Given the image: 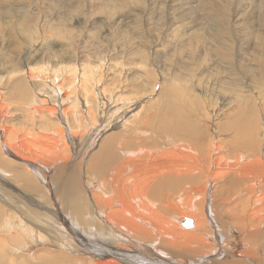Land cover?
<instances>
[{
    "label": "rangeland",
    "instance_id": "rangeland-1",
    "mask_svg": "<svg viewBox=\"0 0 264 264\" xmlns=\"http://www.w3.org/2000/svg\"><path fill=\"white\" fill-rule=\"evenodd\" d=\"M39 65H46L50 70H58L60 65L75 66L80 74L85 66L98 69V74L101 75L98 79L100 86L97 85L95 91H92H97V97L100 95L101 98H107L98 104L96 120L100 125L93 132H88L85 142L80 138H72L69 129V126L78 122L70 98H78L80 104L78 103L77 110L85 112L89 110L85 92L75 84L70 90H66V86L61 87L58 93L49 97L48 90L46 94H40L39 79L33 78L34 74L30 70ZM61 80L62 78H58L57 84H66L67 77L65 76L64 81ZM17 81L19 87L15 88ZM22 87L27 88L26 93H21ZM55 89L59 90L57 87ZM66 93L71 97L65 98ZM36 96L40 102L50 101L51 97L56 96L59 110L56 107L58 112L55 119L62 123L60 127L64 130L63 136L51 133L49 137L52 139H47L46 133L39 126L52 117L40 113L34 115L36 119L30 116L29 104ZM86 115H81L84 116L83 123L92 121ZM135 116L156 125L163 123L176 135L174 139L179 141L180 146L183 143L196 151L201 148V153L202 149H206L207 155H210L209 144L212 139L220 138L221 143L224 142V154L221 155L223 159L227 156L233 159L245 155L248 161L244 165L250 166L260 159L258 153L264 156V0H0V198L4 203L19 206L24 213L33 211L38 214L40 220H36L35 216L34 219L32 216L29 218L36 226L41 224L46 228V221H51L53 225H49L48 236L58 237L66 233L70 237H66L68 241L63 238V243L49 248L55 249L57 255L64 253L67 257H74L76 262H82L83 258L87 262L96 261L85 250L82 253L81 245L74 239L73 234L79 235L81 229L74 227L69 219L72 230L68 231L67 226L63 225L67 215L61 212L59 188L63 183L60 180L72 176L77 179L78 184L83 183L82 202L90 201L95 208L94 199H91L87 189L90 187L89 179L97 182L99 179L89 174V165L100 149L99 144L107 135L118 134L129 118L133 120L136 119ZM50 122H54V118ZM108 123L112 128L109 129ZM174 126H182L183 130L176 131L177 128H172ZM98 129L101 133L94 137ZM80 131L82 130L78 132ZM166 136L172 138L168 133H165ZM251 143L254 146L249 145ZM9 151L12 154L18 151L26 156L27 153L33 156L36 160L34 164H29V168L34 171H30L21 160L17 161L9 155ZM206 158L204 157L205 162L201 168L208 165L206 162L209 158ZM39 160L44 162L40 163ZM122 162L123 160L112 163L108 171L117 170ZM7 170L11 171L8 173ZM221 171L217 172L219 180L214 181L216 185L212 190L219 200L230 199L241 192L246 181L237 174H228L226 169L225 173ZM10 174H14L12 178L21 182H16L15 179L16 184L13 179V183L8 181ZM231 175L237 180L233 181ZM21 177H28L30 180H21ZM99 177L103 182L109 180L106 172L100 173ZM201 178L197 176V180L191 183L194 189L202 182ZM221 178L228 180L221 181ZM23 180L28 182H22ZM157 194L160 196L159 192ZM176 194L175 191H168L160 197L175 198ZM245 200L239 199L224 206L214 200L211 203L215 207H212L215 216L208 211L212 220L222 228L224 238L231 236L230 250L226 249L225 244L220 246L215 243V249H218L215 255L209 251L210 244L202 245L192 241L194 245H183L185 249L183 246L179 249L172 245L166 246L167 251L162 252L163 257L158 254L159 260L165 259L170 264H188L187 262L194 261L197 264H264V236H261V240L258 238L259 243L253 245V237H249L250 229L240 230L245 224L235 220L236 215L252 205ZM177 206L178 208L168 209L171 211L167 214L180 215L174 211L187 214L186 209L178 210L180 206L184 207L183 204ZM224 210L228 212L226 215ZM60 212L64 221L60 219ZM23 218L28 217L23 215ZM179 218L183 230L195 228L187 229L182 225L189 217ZM190 220L194 222L193 218ZM230 226L235 233L244 236V250L253 252L252 255L248 254L249 259L235 256L236 252L244 251V247L240 250L233 248L235 241L228 229ZM195 232L192 231L191 234ZM84 236L88 238L87 235ZM95 236L99 238L98 235ZM43 239L46 245L39 247L46 249L50 241L47 236ZM88 240L97 243L95 238L90 237ZM40 243L43 244L41 241ZM223 246L222 251L220 249ZM131 250L133 255L140 258H152L151 253H141L144 251L135 248ZM223 252H228L227 256L220 259Z\"/></svg>",
    "mask_w": 264,
    "mask_h": 264
},
{
    "label": "bare ground",
    "instance_id": "bare-ground-1",
    "mask_svg": "<svg viewBox=\"0 0 264 264\" xmlns=\"http://www.w3.org/2000/svg\"><path fill=\"white\" fill-rule=\"evenodd\" d=\"M39 66H33L31 67V69H29L31 70L32 75L34 74L33 78L39 79V81H37L39 82L38 89L39 92H41L40 94H46L45 92L48 90L49 93L47 96L49 97V95H55V93H58V91L61 90V87L66 86V90H70V88L72 89L73 87H75V84L78 87L80 86L83 92H85V98L87 100L89 110H86V113L84 112V110H77L79 106L78 98H70V103L72 104V106L74 105L73 109L76 110L74 111V113L78 117V122L74 126H69V129H71L70 134L72 138H80L83 142H85L86 135L90 132H93V130L100 125V122L96 120L97 113L99 111L98 104L102 103L104 100H106L105 98H107L106 96L104 98H101L100 95H98L97 97V91L93 92L95 91V87L97 85L100 86V81L98 79L101 78V75L98 74V69L95 70V68L85 66L82 74H80V71L75 66L64 67V65H60L58 70H50V68H48L46 65H42L40 67ZM32 75L30 76L31 78ZM65 76L67 77L66 84L65 82L62 84H57L58 78H62V82L64 81ZM35 79L34 81H36ZM18 87L19 82L15 85V88ZM56 87L59 90L56 91ZM20 89L21 93L27 92L26 87H22ZM69 95L70 94L66 93L65 98L66 96L71 97ZM56 102H58L56 96L51 97L50 101L42 100L41 102L39 100V97L36 96L29 104L30 116H33L35 118L34 115L36 113H40L42 115H48L49 117L54 118V122H50L52 121V118H50V121L44 124L42 123L41 126H39V129L42 130L43 133H46L47 139L49 140L52 139L49 137L51 133L60 134L61 136L64 135V130L62 129V127H60L62 123H60L58 120L56 121L55 119L59 110L58 104ZM36 104L40 106H36ZM56 107L58 108V110H56ZM64 111L68 112V110ZM83 114H87V117L89 115L92 121L83 123L84 116H81ZM131 118H133V116ZM131 118H129V121H126L127 123H125L121 127L122 130L120 129L121 131L118 134L109 133L107 135L104 141L99 144L100 149L93 157L91 164H88L90 166L88 171L89 174L91 176L95 175L99 179L98 182L92 181L93 179H89L90 187H88L87 189L89 195L92 197L91 199H94L96 205L95 208L90 201L84 200L85 203L82 202L83 200L81 197V191L83 188V183L81 185L78 184L77 179L73 178L72 176L68 178L65 177V179L59 178L61 179L60 182L63 183L61 187L58 186L60 187L59 195H61V208L63 209H61V212L63 211V213L67 215V218L64 221V218L61 215L62 213L60 212V219L64 221L63 225L65 227L67 226V230L72 228V226L69 225L68 219L72 222L74 227L78 226L81 229V233L79 235H77L76 233H72L74 239H76V241H78L81 245L82 253L83 250H85V253L88 254L89 257L91 256V258L93 256L96 261L87 262L84 261L85 258H83L82 262H76L74 257H67L66 255H63L64 253L57 255V253L54 251L55 249L51 250L49 248L55 246L56 244H60V242L63 243V238H65L64 240L68 241V238L70 239V237L66 236V233L60 234L58 236L59 238L56 235L48 236L47 233L50 230V227L53 225L51 221H46V228L40 223L39 226H36L33 223V220L31 219L32 221H30L29 218L30 216H32L31 218L34 219L36 217V220H40L38 219L40 218L38 217V214L33 211H26V213H24V210L20 211L19 206L15 207L9 205L8 203H4L2 198H0V264H149V262L150 264H170L165 259L160 258L159 260L158 254L163 257L162 255L164 254L162 252L167 251L165 248L166 246L172 245V247L179 249L183 245H194L192 241L198 242L202 245L210 244V247H208L209 251L211 252V254L216 255L218 253V249H215V243H219L220 246L222 244H225L226 249L230 250L232 242L230 241L231 236H228V239L226 237L224 238L222 228H220L219 224L217 225V222H214V219L212 220L210 214H208L209 211V213L215 216L213 209L215 207H213V203H211L214 200H218L221 206H224L225 204L232 201L236 202L239 199L240 201L246 199V203L252 204L248 208L246 207L240 215H236L237 219L235 220H238L242 224L246 225L241 227L240 230L244 229L243 231H245L247 228L252 230H249V233H251L249 237H253V245L259 243L258 238L261 240V236H264V234H262V232L264 233V194L262 193L264 191L263 154L258 153L260 159L252 163L253 165L250 166H248V164L244 165V163L248 161L245 155H240L239 157H235L233 159H230L227 156V158L223 159L224 157H222L221 155L224 154V151H222V143L224 142L221 143V141L219 140L220 138L217 135V138L219 139L214 138V140L212 139L211 144L206 143L211 146L210 147L209 145H207V147H210V155H207L206 149H202L203 152L201 153V148H199L200 150L198 149L199 151H196V149H192L188 145H183L182 142V145L180 146L179 141L177 142L174 139L176 135L174 136V134L169 131V127L164 126L163 123L161 125H156L150 121L146 122L143 119H138L136 118V116V119L130 120ZM107 126L109 127V129L112 128V125L110 123H108ZM137 126L142 127L137 128ZM106 127L103 128H105L106 130ZM172 128H177L178 130L176 131L183 130L182 126H174ZM79 130L82 131L78 132ZM100 133L101 131L98 129L94 137L98 136ZM165 133L170 134L172 138L168 136L165 137ZM160 134H162V136H160ZM3 140L4 139H2V141ZM25 140H27L26 137ZM245 142L244 144L246 145ZM249 145L254 146L253 143ZM30 149H32V147ZM13 153L14 154L10 153L9 151V155L15 157L17 161L21 160L22 162H24V164L28 166L27 168L30 167L29 164H34V161L36 160L33 156L31 157L30 155H28V153L27 156L24 153L18 151ZM204 157L209 158V161L206 162L208 165H205L201 168V165L205 162ZM65 160H61V162ZM122 160L123 162L117 170L112 169L108 171L112 163H120ZM46 161H48V159H46ZM42 162L44 161H40V163ZM52 162L54 161L52 160ZM56 163L58 164L57 161ZM66 164L68 163L66 162ZM224 168L226 169V171H229L227 172L228 174H233V176H236L237 174L241 178H244L247 184L244 182L243 188L240 190L241 192L235 194V196H233L232 198H221V200H219L217 197L218 195L212 189L216 185L214 181L217 179L219 180V178H217V172L222 170L221 172L225 173L226 171H224ZM23 169L24 168H22V170ZM29 169L30 171H34V169L32 168ZM68 169L71 168H69L68 166ZM85 170L86 169H84V172ZM10 171L11 170H9L8 173ZM45 172L47 171L45 170ZM102 172L107 173L109 179L107 182H103L99 177L100 173ZM19 173L20 172H17V174ZM23 174L25 173L23 172ZM58 174L60 175V173ZM13 175L14 174H10V176H4H8L10 178V180L9 178H7L8 181H11V179H15L12 178ZM30 175L32 176V174ZM197 176H200V178L202 176L203 178H201L202 182L199 183L198 186L194 189L191 183L199 179H196ZM233 176L231 175L232 178ZM22 178L23 177H21V180ZM25 178L26 177H24L23 179ZM49 178L50 176L46 179ZM54 178L56 179V177H53V179ZM26 179L29 178L27 177ZM222 179L223 178H221V181ZM225 179L228 180V178ZM225 179H223V181ZM13 180L11 181L12 183ZM234 180H237V178H233V181ZM17 181L18 180H16V182ZM22 182H28V180H23ZM3 185L5 186V183ZM188 185H191V187H189ZM32 188L34 190H37L34 187ZM39 189L40 191L43 190L41 188ZM56 190L57 189H55V191ZM168 191L177 192L175 198L173 196H166L164 198L160 197L162 194ZM158 192L160 196H158ZM178 204L184 205V207L180 206L178 210H180V208L186 209L185 211H187V214H182L178 211H174V213L180 214L179 216H176L177 214H167L168 211H171L168 209L173 207L178 208ZM44 209L46 211H49L48 207H45ZM223 213L226 215L228 212L227 210H224ZM23 215L28 218H23ZM179 217H189L182 222V225L185 221L193 218L194 222L193 220L190 221L193 223L192 228H195L193 230H183L181 228V220ZM255 221H258V223L256 224ZM42 226L45 229L42 228ZM228 229H230V233L233 235L235 241L233 242V248L240 250L242 247H244V250L245 246L242 243L244 236L242 234L240 235L238 233H235L232 226H230V228ZM34 230L36 231V233ZM192 231L196 232L194 234H191ZM218 232H220L221 234H219ZM84 234L87 235L88 238H85ZM95 235H98L99 238H97ZM46 236L47 238H49L50 243H48L46 249H44V247L43 249H41L39 246H42L46 243L43 239ZM90 237L95 238L97 243L88 240ZM40 241L43 242V244H41ZM159 246H162V248ZM133 248H135L136 250H143L144 252L141 253H151L150 256L152 258H150L149 256H143V258H140L139 256L133 255V253H131L133 252V250H131ZM222 248L224 250V246L221 247L220 250H222ZM59 250L60 249H58V251ZM227 253L223 252L220 259L225 258L227 256ZM236 253L237 254L235 256L246 260L249 259L248 254H253L251 250H244L242 252L238 251ZM165 256L169 257L167 255ZM178 257L179 256H177V258ZM186 260L188 259L186 258ZM187 263L192 264L189 262ZM194 264H197V262Z\"/></svg>",
    "mask_w": 264,
    "mask_h": 264
},
{
    "label": "water",
    "instance_id": "water-1",
    "mask_svg": "<svg viewBox=\"0 0 264 264\" xmlns=\"http://www.w3.org/2000/svg\"><path fill=\"white\" fill-rule=\"evenodd\" d=\"M183 226L187 229H191L193 227V223L190 220H187L183 223Z\"/></svg>",
    "mask_w": 264,
    "mask_h": 264
}]
</instances>
